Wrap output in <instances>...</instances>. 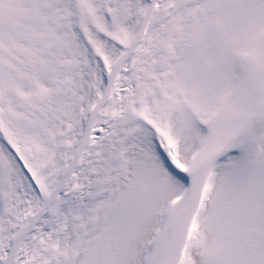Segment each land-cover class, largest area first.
I'll list each match as a JSON object with an SVG mask.
<instances>
[{"label": "snow or ice", "instance_id": "6c2138e0", "mask_svg": "<svg viewBox=\"0 0 264 264\" xmlns=\"http://www.w3.org/2000/svg\"><path fill=\"white\" fill-rule=\"evenodd\" d=\"M0 264H264V0H0Z\"/></svg>", "mask_w": 264, "mask_h": 264}]
</instances>
